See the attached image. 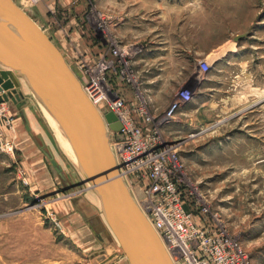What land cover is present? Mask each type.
<instances>
[{"label":"rangeland","instance_id":"374dc122","mask_svg":"<svg viewBox=\"0 0 264 264\" xmlns=\"http://www.w3.org/2000/svg\"><path fill=\"white\" fill-rule=\"evenodd\" d=\"M13 1L27 13L42 4V0ZM77 1L83 6L80 24L88 31L84 47L100 44L101 48L98 55L82 54L67 61L77 78L84 76L82 64L86 69L97 67L129 108L143 105L152 119L148 128H156L179 151L182 167L175 178L182 185L187 209L196 213L208 209L210 222L215 218L216 224L240 241L251 264H264V126L253 125L254 119L264 116V104L256 114L249 110L236 114L244 103L257 100L252 87L261 79L254 74L264 70L258 65L264 50V0H141L139 10L148 19L141 42L155 29L162 39L193 54L179 61L144 62L140 60L141 46L127 43L113 30L118 21L113 22L114 16L133 11L136 7L131 4L137 0H123V4H131L113 10L105 8L106 0ZM228 41L244 46L238 55L228 58L229 64H219L212 57L191 58L200 49ZM246 60L249 64H243ZM205 61L211 64L213 78L221 74L219 70L232 71L219 83L228 91L225 109L219 108L218 114L216 108L210 109L208 125L198 124L197 134L189 135H196L194 139H175L189 131L179 118L184 120L181 112L193 101L179 109L173 121H167L180 93L190 90L179 81L200 70ZM160 69L168 70L173 79L166 86L167 100L156 102L146 84L147 77ZM243 70L254 73L245 77ZM130 75L139 87L127 82ZM10 78L24 98L16 104H0V264H128L119 254L120 244L106 222L96 191L87 188L82 173L65 160L27 84L13 73ZM143 119L137 117L136 122L146 126ZM116 140L117 135L109 134L110 144ZM42 147L52 152L65 180ZM127 184L139 201L141 191L131 182Z\"/></svg>","mask_w":264,"mask_h":264},{"label":"water","instance_id":"95a60500","mask_svg":"<svg viewBox=\"0 0 264 264\" xmlns=\"http://www.w3.org/2000/svg\"><path fill=\"white\" fill-rule=\"evenodd\" d=\"M0 66V104H16L24 98L15 90L10 78L13 73L26 82L64 127L83 178L101 199L105 219L120 244L119 254L126 256L130 264H174L119 176L101 114L60 50L13 0H0ZM105 120L112 131H121L114 114H107ZM42 152L65 180L54 156L44 148Z\"/></svg>","mask_w":264,"mask_h":264},{"label":"built area","instance_id":"2783aa9c","mask_svg":"<svg viewBox=\"0 0 264 264\" xmlns=\"http://www.w3.org/2000/svg\"><path fill=\"white\" fill-rule=\"evenodd\" d=\"M81 68L84 69V76L78 80L84 93L104 119L108 135H117L110 148L119 176L126 183L131 182L135 190L141 191L139 206L173 263L251 264L240 241L232 237L224 226L216 224L215 218V224L210 222L208 209L199 213L187 209L182 185L175 178V173L182 167L179 151L176 146H169L156 128H148L152 119L146 116L145 107L129 108L126 101L113 92V87L106 81V74L97 67L86 69L82 64ZM210 70V63H200L203 74H208ZM133 77L127 76V82L139 87ZM89 81L98 85L99 90L93 91L87 84ZM193 99V92L182 91L178 102L167 114V121H173L177 111ZM109 113L117 117L121 131L111 130L105 120ZM137 117L144 118L146 126L139 125Z\"/></svg>","mask_w":264,"mask_h":264},{"label":"crops","instance_id":"0c3cea01","mask_svg":"<svg viewBox=\"0 0 264 264\" xmlns=\"http://www.w3.org/2000/svg\"><path fill=\"white\" fill-rule=\"evenodd\" d=\"M76 1L77 0H42L41 6L34 12L27 13L25 11L60 50L66 61H74L82 54H89L92 57L93 54L98 55L101 51L100 44L91 45L89 48L84 47L86 44L85 36L88 31L82 29L80 22L83 16V6L80 5L78 1L77 4H75ZM123 2V0L121 2L117 0H106L105 8L113 10L114 6L127 7L131 4L130 2H125L126 4H123ZM141 2V0L133 1L131 5L136 7L133 11H121L120 15H116L113 18V22L118 20L116 24H114L113 30L119 33L121 37L125 38L127 43L141 46L140 60L143 62L156 60L179 61L184 59L185 55H193L190 49L183 48L179 50L178 46L170 42L169 39H162L160 32H156L155 29L149 31L146 39L143 40L144 43L141 42L140 38L146 34V32L144 33L145 23L148 21L144 11L139 10L141 9L139 7ZM136 39H139V41H136ZM243 48L244 46H234L231 41H228L209 50L200 49V51L195 52V56L191 58L193 60L204 58L207 60L212 57L219 64H229V62H227L228 58L238 55ZM259 49H261V47ZM262 49H264V47ZM259 60L262 63L258 65L260 67L264 66V50L259 53ZM243 64H249V61L246 60ZM219 72L221 74L213 78L212 72L203 74L199 69H195L179 81V84L187 86L194 93V99L191 103L186 105L181 112L184 120L179 118L180 124L185 123L189 131L185 136H176L175 139L187 140L190 134H197L196 129L198 128V124L201 126L208 125L210 109L214 110L216 108L217 114L219 113V108L220 110L222 109V111L225 109V95L228 96V91H224V87H220L219 83L223 81V78L230 76L232 71L229 69H222L219 70ZM253 73V70H249L248 72L246 70L242 71L243 76H248L249 78L252 77ZM254 75L261 78L257 80V84L252 87L254 89L252 95L257 97V100L248 105L244 103L242 105L244 107L236 114L242 115L248 110L251 111V114H256L260 112L258 110L259 107L264 104V70ZM237 76H239V74ZM147 78L148 82L146 88L153 99L156 102L167 100L166 86L172 82L173 79L169 71L160 69L159 72H155L154 75H150ZM212 92L214 93L212 94ZM214 98L216 99L215 102ZM241 99L246 101L244 97H241ZM253 125L264 126V116H259L254 119ZM27 126L29 125H26V127ZM27 130L30 131L31 129L27 128ZM179 134L180 133L177 135Z\"/></svg>","mask_w":264,"mask_h":264},{"label":"bare ground","instance_id":"6f19581e","mask_svg":"<svg viewBox=\"0 0 264 264\" xmlns=\"http://www.w3.org/2000/svg\"><path fill=\"white\" fill-rule=\"evenodd\" d=\"M6 70V69H5ZM14 76V75H13ZM21 82L25 83L26 82L21 78L20 79ZM14 83V82H13ZM81 83V82H80ZM23 84V85H25ZM82 84V83H81ZM88 85L91 86V89L93 91L95 90H99L98 88V85H92V83L88 82ZM14 87H15V84H14ZM28 87V86H27ZM98 87V88H97ZM94 88V89H93ZM15 90H16V87H15ZM28 90L30 92V96L34 99V101L37 103L38 107L40 108L41 110V114L49 128V130L51 131V134H52V137L54 139V141L58 144L59 146V149L61 148L64 153V158L65 160L67 161V163L71 164V167L73 170H77V171H80L81 172V166H80V163H79V160H78V157L76 155V152L74 151V148L72 146V143L68 137V135L66 134L65 132V129L64 127L62 126V124L58 121V119L54 116V114L46 107V105L34 94V92L28 87ZM12 92V90L10 91ZM220 124L222 122H219ZM219 123H217V125H212V126H209V129L210 130L211 128L214 129L216 128V126L219 125ZM197 137L196 135H191L189 138H195ZM110 143V142H109ZM111 147V146H110ZM46 151L49 152V154H52V152H50V150H48L47 148H44ZM53 155V154H52ZM67 157V158H66ZM70 161V162H69ZM124 180V179H123ZM125 181V180H124ZM126 183V182H125ZM130 193L132 194V191H131V188L130 186L126 183ZM89 186H87L88 188ZM85 189V188H84ZM132 197L134 198L135 202L137 203V205L139 206V203H138V200L135 199V197L133 196L132 194ZM99 198V197H98ZM99 202H100V205L102 206V202H101V199L99 198ZM140 208V206H139ZM141 209V208H140ZM142 211V210H141ZM143 213V212H142ZM102 215V214H101ZM146 217V215H145ZM147 218V217H146ZM148 220V219H147ZM149 221V220H148ZM107 222V221H106ZM150 223V222H149ZM106 226V225H105ZM109 226V225H108ZM154 229V228H153ZM109 232V231H108ZM117 245V244H116ZM125 260L128 262V264H130L128 258L125 256Z\"/></svg>","mask_w":264,"mask_h":264}]
</instances>
